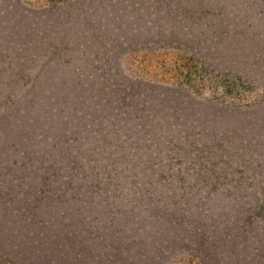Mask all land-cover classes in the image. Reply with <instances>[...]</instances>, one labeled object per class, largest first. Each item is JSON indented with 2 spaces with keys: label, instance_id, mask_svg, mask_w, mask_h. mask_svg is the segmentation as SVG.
Here are the masks:
<instances>
[{
  "label": "rangeland",
  "instance_id": "374dc122",
  "mask_svg": "<svg viewBox=\"0 0 264 264\" xmlns=\"http://www.w3.org/2000/svg\"><path fill=\"white\" fill-rule=\"evenodd\" d=\"M128 4L136 9L140 6V13L135 16L125 0H0V227L8 225L5 220L16 221L23 232L17 236L21 242L26 227L40 229L29 224L30 219L61 222L75 240L65 249L88 253L95 248L89 230L105 238L121 226L124 235L142 240L151 257L156 252L164 254L154 264H264L262 235L256 242L244 236L235 250L221 246L212 252L199 251L201 239L197 241L192 234L172 236L174 230H170L169 236V224L162 220L169 216L141 218L142 213L138 223L125 218V212L129 216L131 206L139 203L138 189L158 193L159 201L151 202L146 196L142 209L146 215L147 211L161 213L163 208L170 212L173 204L181 211L184 206L189 208L191 202L179 191L181 186L194 195L200 192V197L208 194L207 184L195 178L196 167L202 163L191 165L189 170L196 172L187 174L184 185L166 178L159 181V175L136 165L146 155L161 157L164 150L169 158L180 144L195 146L193 129L206 122L205 132L200 133L202 154L208 151L209 155L211 144L217 146L230 159V172L246 178L249 188L255 186L248 184L255 174L247 160L259 161L264 134L262 130L254 141H241L247 138L241 129L247 123L264 122V104L250 107L263 91L250 92V85H242L237 76L257 73L264 82V0H128ZM146 8L159 10L163 26L144 23ZM207 8L209 13H205ZM115 12L130 30L127 53L123 54L122 47L115 49L111 57H120L117 69L105 72L104 78L102 69L111 57L103 51L98 57L94 81L105 92L103 113L96 111L98 124L92 122L83 131L77 124L90 123L91 117L79 114L70 100L56 105L48 93L72 94L79 83L74 59L66 63L64 55L55 56L53 47L61 46L66 36L70 48L87 35L97 44L96 33L91 30L90 34L87 24ZM77 14L84 22L77 20ZM175 23L177 28L172 31ZM88 49L94 57L96 48ZM246 80L252 83L251 78ZM109 82L112 87L108 89ZM211 114L224 116L208 126ZM233 119L241 139L231 130ZM112 126L120 129L112 132L115 135L109 133ZM71 136H78L80 142L71 159H63L62 140ZM233 139V144L226 143ZM121 140L118 149L106 145ZM163 181L167 182L162 186ZM205 196L202 203L209 200ZM215 215L207 220V240H212ZM46 230L55 237L54 227ZM30 244H22L20 251ZM33 253L29 252L27 264H32Z\"/></svg>",
  "mask_w": 264,
  "mask_h": 264
},
{
  "label": "trees",
  "instance_id": "16d2710c",
  "mask_svg": "<svg viewBox=\"0 0 264 264\" xmlns=\"http://www.w3.org/2000/svg\"><path fill=\"white\" fill-rule=\"evenodd\" d=\"M125 1L126 5L128 6V0ZM205 3L209 4V2ZM138 7L139 8L136 9L133 8L132 4L129 5V8L133 10L135 16L140 13V6ZM202 9H205L204 5H202ZM208 9L209 8L206 9L205 13H209ZM144 12H147L145 13L144 23L152 25L158 24L159 26H163V18L159 15V10H148V8H146ZM117 13L118 12L112 13L110 16L103 15L99 16V18L95 17L97 20L93 19L87 24V26H89L88 31L90 34L92 33L91 30L95 31L98 46L95 42L90 41L89 35H87L80 37L79 40L71 46V48V40L67 36L65 37V40L61 42V46L53 47L55 56L61 57V54L64 55L66 63L70 61L71 57L74 59L72 63L74 67L78 68V74H76V78L78 79L79 83L77 84L76 89L74 88L71 90L72 94L56 93L53 91H49L48 93H50V97L56 105L66 104V100H70V103L74 102L76 104V108L74 109H77L79 114H87L89 117H91V120L87 121L90 123L81 121L82 123L77 124L80 126L79 129L83 131H88V127L91 124L94 125L93 123L96 125L98 124L99 120L95 117L97 114L96 111L103 113L102 108L105 92L98 82L95 83L94 81V78H96V72H98V69L96 68L97 64L99 63L98 57L103 51L104 56L110 58L118 46L122 47V50H124L123 54L127 53L126 35L130 34V30L126 29L127 27L125 26L127 25H123L121 14L118 13L119 15H117ZM77 20L83 21V19L79 17L78 14ZM176 25L177 23L172 26V31L177 28ZM176 36L177 35H175V37ZM115 44L117 45L113 49H109V45ZM89 47L96 48V51L93 53L95 60L92 53L88 49ZM119 60L120 57L115 56L111 57L109 61L106 62V69H102V72H104L102 73L103 78L105 76V72L108 74V72H112V70L115 71L117 69L116 62ZM76 62L79 63V66L76 65ZM201 62H204L206 65L207 61L202 60ZM253 71L256 70L254 69ZM85 76H87V80L82 81L81 79ZM248 76L249 77L244 78L241 74H238L237 81L245 87L250 85L249 88L252 89L249 90L250 92L255 93L256 91L254 90H258V88H260L258 91H263V96L256 98V101L253 103H249L251 105L250 107L252 108L254 105L264 104V82L259 80L261 76H258L257 73H252ZM249 78L252 79V83L246 80ZM90 79H92V81L87 84ZM110 87H112L111 82H109L108 89ZM261 87H263V89H261ZM108 89H105L106 92ZM222 116L224 115L211 114L210 120L208 121V126L216 124L218 119L220 120L223 118ZM1 122L2 120L0 123ZM232 122L233 128L231 130H233L238 138L241 139L242 135L238 130L235 120L233 119ZM206 123L193 129V133L195 132L196 134L194 140V144H196L195 146L192 147L186 144H180L177 147L179 151L176 153L171 152L172 156L169 158L166 154L167 151L163 148L165 154H162L161 157L157 156L154 158V156L147 157L146 155V158L144 159L145 161L141 159V161L137 162L136 165L139 166V169H148L159 175V181L165 180L166 178L167 181H175L176 184L181 181L184 185L185 181L187 180V174H193L196 172V170H189L191 165L195 163H202L201 168L196 167L197 177L195 178H198L199 180L202 179L204 183L207 184L209 189L208 194L206 196L203 195L200 197V192L195 190L196 194L194 195L191 189L187 190L185 187L181 186L179 191L185 195V199H188L191 202V206L189 208L184 206L183 210L181 211L180 208L173 204L174 208H172L170 212L165 211L164 208L162 209L161 213L157 211L149 212L146 210V215L142 210L146 208V196L151 202L154 200L159 201V199L156 198L158 193L156 190L150 188H147V190L145 189L144 191L138 189L140 198V200H138L139 203L131 206L129 210L130 212L128 213L129 216H127V212H125V218L129 219L128 222L138 223L137 220L140 218L142 213H144V215L141 218L152 215H157L159 216L158 218H160V216H169L168 218L166 217V219L162 217L163 222L169 224L166 225L169 236L171 233L170 230H174L172 236L176 233L182 234L183 237L192 234L193 237H197V241L201 239V244L198 248L199 251L201 249H206L207 251L212 252L221 246H229L230 249L232 248L235 250L239 247L237 245L238 241L245 239L244 236L256 242V240L258 241L261 239L262 235L264 240V139L262 138L260 141L262 142V149L259 152V161L253 158H249L247 160L250 162L251 170L255 174L250 180H248L249 185L255 186L249 188L246 178L243 179L241 175L238 176L235 175L234 172H230V159L227 160V158L219 152L217 146L215 148L213 147V144H211L210 149H212L209 150V155L208 151L206 154H202V148L200 147V142L202 139L200 140V133L205 132L203 129H206ZM262 124H264V122L254 125H248L247 123L246 129L245 127H242L241 132L244 131L242 134H244L247 138H242L241 141H248V138L249 142L254 141L253 139L257 135H262V130L264 134L263 127L257 128L259 125L262 126ZM158 126L161 125L158 123ZM112 127V131L110 130L109 132L111 135H115V133L112 132H117V130L119 132L120 129H118V126ZM154 128L155 126L152 127L151 130L153 131ZM77 137L78 136H71L69 139L65 138L62 140V153H60L62 158L69 157L71 159L72 152H74V150L76 152L74 147L80 142L77 141ZM219 137H222V134H219ZM73 141L76 142L75 145L73 144ZM125 141H128V139H125ZM233 141L234 139L227 141L226 143L231 145L233 144ZM121 142L122 140L112 142V144L106 142V145L110 146L109 148H111L113 145L114 148L118 149ZM135 148L138 147L136 146ZM190 149L194 150L191 154H189ZM183 151L185 152L182 153ZM253 160L255 161L254 163L252 162ZM131 163H133L132 160ZM197 166H199V164H197ZM204 172H206V174H203ZM201 175L202 177H200ZM167 181L161 182L160 185L163 186ZM242 182H245L246 186L240 184ZM181 193L179 194L183 195ZM171 194L176 196V193ZM60 196H64L63 192ZM204 196L209 198V200H206V203H202ZM217 209L221 210L216 212ZM215 213L216 215L214 227L212 229V240H207V220L212 219V216ZM4 222L5 224L8 223V225L0 227V247L1 245L4 247V249L0 248V264L3 263L2 260H10L11 263H16L18 262L17 259H20L18 263L27 264L29 252L33 253L36 250L37 253L31 254V257L33 258L32 264H97L99 262V264H154L155 261H161L164 257V254L157 252L154 257H151L146 251V246H144L142 240L136 239L135 236H133L132 239L131 237H128L130 235H124L125 233L122 231L121 226L118 228V230L115 229V232H113L111 236L108 235L105 237L107 239L101 237L99 234H94L93 231L89 230L88 238L92 243L91 245H95V248H89L88 253L90 259L87 261L88 253H74L70 252L69 249H65V245H67V243H75V240L73 237H71L72 235H70V233L68 234L64 223L58 222L59 224H57L55 221H51L46 224L44 221L30 219V222L32 223L29 224H32V226L37 225L40 229L37 230L34 227H26L24 232L25 237L22 238L20 242L19 238H17V236L19 237V234H23L20 226H17L16 221L13 222L9 219L8 221L5 220ZM183 223H185V226H183ZM53 227L57 231V233L53 231V234L55 235L54 238L50 236L46 230ZM134 228L136 229L138 227L135 226ZM161 233L162 232H160V234ZM28 237H31V239H27ZM100 238L103 240L98 241ZM28 241H31L30 246L25 250L20 251L22 244ZM15 242L19 243L15 244ZM204 243L206 244L205 247L203 246ZM14 249H16L17 252H14ZM158 249L160 250L165 248H156L154 250ZM92 250L93 252L91 253L90 251ZM261 256L264 258V244Z\"/></svg>",
  "mask_w": 264,
  "mask_h": 264
}]
</instances>
